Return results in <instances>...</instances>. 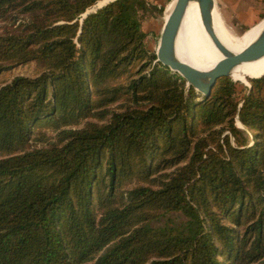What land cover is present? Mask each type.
<instances>
[{
  "label": "trees",
  "instance_id": "obj_1",
  "mask_svg": "<svg viewBox=\"0 0 264 264\" xmlns=\"http://www.w3.org/2000/svg\"><path fill=\"white\" fill-rule=\"evenodd\" d=\"M98 1L0 0V264H264V75L195 100Z\"/></svg>",
  "mask_w": 264,
  "mask_h": 264
},
{
  "label": "rangeland",
  "instance_id": "obj_2",
  "mask_svg": "<svg viewBox=\"0 0 264 264\" xmlns=\"http://www.w3.org/2000/svg\"><path fill=\"white\" fill-rule=\"evenodd\" d=\"M100 1L103 2L104 0H99L98 2ZM146 1L148 3V7L155 6V8H161L160 12L156 9H148L143 13V15L140 16L141 29L145 33V46L148 51L155 52L161 28L165 21L164 17L167 6L173 0ZM261 3L264 4V0H215V12L219 17L226 37L229 41L233 43L237 42L247 31H249V29L253 27V25L255 26L257 22L259 23L262 20V18L264 19V7H262L263 9L256 8L257 4L259 5ZM198 27V30L196 29L189 38L188 48L190 54L192 52L204 61H209L214 57L213 52L210 53L208 50L211 39L205 35L202 26ZM201 33L202 39L199 37ZM35 71L36 70L33 63L19 65L0 73V81L8 82L16 75H33ZM228 77L234 82V97L235 99L239 100L240 104L242 102L241 99L243 96L248 93L247 89L249 88L250 82L248 80L247 83H243L241 81L233 80L230 76ZM185 87L189 88L186 86V83ZM194 93L195 100H198L202 97L196 90H194ZM235 120L237 126L242 127V124L238 121L237 116ZM243 128L245 127L243 126ZM39 130H45L49 136L54 134L50 129H46L44 126H37L33 131L36 137L38 136L37 132ZM168 215L179 216V213H169Z\"/></svg>",
  "mask_w": 264,
  "mask_h": 264
},
{
  "label": "water",
  "instance_id": "obj_3",
  "mask_svg": "<svg viewBox=\"0 0 264 264\" xmlns=\"http://www.w3.org/2000/svg\"><path fill=\"white\" fill-rule=\"evenodd\" d=\"M110 1L113 0L97 2L93 7L86 10L82 16H86L89 12L95 11L97 8L102 7ZM190 1H196L198 3L202 21L215 46L222 54V58L214 64L210 71L200 70L182 61L175 53L176 35ZM215 6V0H175L171 12L162 25L155 51L156 62L161 63L171 72L178 73L185 79L186 86L192 87L199 92L201 96H208L216 80L221 77L230 76L232 68L237 64L253 61L264 56V32L251 45L238 52H233L217 37L213 28V9ZM263 74L264 72L261 75ZM261 75L251 78H258ZM241 104L242 103H240L239 106ZM241 128H243V125Z\"/></svg>",
  "mask_w": 264,
  "mask_h": 264
},
{
  "label": "bare ground",
  "instance_id": "obj_4",
  "mask_svg": "<svg viewBox=\"0 0 264 264\" xmlns=\"http://www.w3.org/2000/svg\"><path fill=\"white\" fill-rule=\"evenodd\" d=\"M174 2L175 0H173L167 6L164 20H166L169 13L171 12ZM198 26H202L205 35L211 39V41L209 42L208 50L210 53L213 52L214 57L209 61H204L203 59L196 56L192 52L190 54L188 48L189 38L193 34V32L197 28H199ZM213 28L215 30L217 37L225 45H227L233 52H238L251 45L264 32V19H262L258 24H256L251 29H249V31H247L237 42L233 43L227 39L223 26L219 20V17L217 16L215 9H213ZM199 37L202 39V33L199 35ZM175 53L177 57L180 58L182 61L203 71H210L213 68L214 64L222 58V54L215 46L207 28L205 27L202 21L198 3L196 1H190L187 5L183 19L181 21V25L176 35ZM263 72H264V56L253 61L242 62L237 64L232 68L230 72V77L233 80L247 83L249 78L257 77L261 75Z\"/></svg>",
  "mask_w": 264,
  "mask_h": 264
},
{
  "label": "crops",
  "instance_id": "obj_5",
  "mask_svg": "<svg viewBox=\"0 0 264 264\" xmlns=\"http://www.w3.org/2000/svg\"><path fill=\"white\" fill-rule=\"evenodd\" d=\"M262 5H263V6H262ZM262 7H264V4H262V3L259 4V5L257 4V6H256V8H261V9H263ZM262 19H263V18H262ZM257 23H258V22H257ZM257 23H256V24H257ZM253 26H254V25H253Z\"/></svg>",
  "mask_w": 264,
  "mask_h": 264
}]
</instances>
